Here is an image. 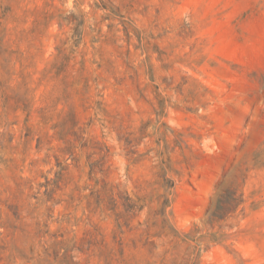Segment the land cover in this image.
Masks as SVG:
<instances>
[{
  "label": "rangeland",
  "instance_id": "1",
  "mask_svg": "<svg viewBox=\"0 0 264 264\" xmlns=\"http://www.w3.org/2000/svg\"><path fill=\"white\" fill-rule=\"evenodd\" d=\"M0 264H264V0H0Z\"/></svg>",
  "mask_w": 264,
  "mask_h": 264
},
{
  "label": "trees",
  "instance_id": "2",
  "mask_svg": "<svg viewBox=\"0 0 264 264\" xmlns=\"http://www.w3.org/2000/svg\"><path fill=\"white\" fill-rule=\"evenodd\" d=\"M86 84H87V81H86ZM164 171H165L164 168H161V177L166 180L168 184L167 186L169 188H172L173 181L166 177V174L163 173ZM128 200L130 199L128 198ZM168 202H169V199L165 198L164 206H167ZM241 202H242L241 193L237 194L236 190H221L220 193H218L216 198H214V200L211 203V206L208 210L207 219L208 220L221 219L226 213L235 210ZM135 208L136 206L132 202H129L127 204V211L128 210L133 211ZM161 210L163 211V212L160 211L161 215H164V209H162V207H161ZM162 221L164 223V228H163L164 232L166 231L165 233L174 235L173 227L170 224L166 223L167 219L164 218Z\"/></svg>",
  "mask_w": 264,
  "mask_h": 264
}]
</instances>
